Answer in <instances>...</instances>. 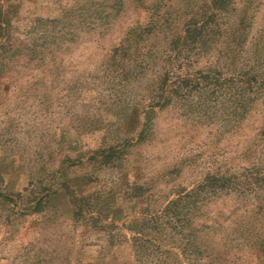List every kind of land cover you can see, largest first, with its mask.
<instances>
[{
    "label": "rangeland",
    "instance_id": "obj_1",
    "mask_svg": "<svg viewBox=\"0 0 264 264\" xmlns=\"http://www.w3.org/2000/svg\"><path fill=\"white\" fill-rule=\"evenodd\" d=\"M0 264H264V0H0Z\"/></svg>",
    "mask_w": 264,
    "mask_h": 264
}]
</instances>
